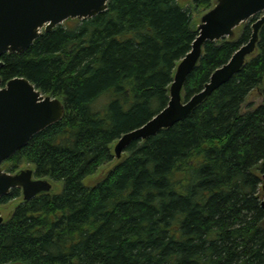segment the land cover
<instances>
[{"label":"trees","instance_id":"16d2710c","mask_svg":"<svg viewBox=\"0 0 264 264\" xmlns=\"http://www.w3.org/2000/svg\"><path fill=\"white\" fill-rule=\"evenodd\" d=\"M215 1L109 0L96 16L69 18L1 56L4 82L28 78L65 113L4 162L11 172L30 163L61 187L0 198L19 199L0 223V264H264V25L229 81L121 158L114 152L123 133L168 104L199 33L194 13ZM255 20L204 44L185 100L248 42Z\"/></svg>","mask_w":264,"mask_h":264},{"label":"water","instance_id":"95a60500","mask_svg":"<svg viewBox=\"0 0 264 264\" xmlns=\"http://www.w3.org/2000/svg\"><path fill=\"white\" fill-rule=\"evenodd\" d=\"M108 1L0 0V57L6 52H24L43 30L50 31L68 18L96 16L107 10ZM260 11H264V0H216L215 5L201 16L199 34L192 49L176 67L169 103L145 123L119 137L114 144L117 157H121L134 140H145L184 119L215 89L241 70L248 56L256 50L264 14L254 22L250 40L212 73L205 88L190 99H184V83L198 64L204 44L225 36L233 37L237 26ZM2 64L0 60V66ZM64 113L65 104L59 97L43 93L28 78L14 77L4 82L0 75V198L14 187L22 188L25 200L55 190L49 178L34 177L33 167L26 166L12 173L4 170L2 163L25 146L36 133L59 121ZM262 205L264 207V193ZM3 221L0 210V223Z\"/></svg>","mask_w":264,"mask_h":264},{"label":"rangeland","instance_id":"374dc122","mask_svg":"<svg viewBox=\"0 0 264 264\" xmlns=\"http://www.w3.org/2000/svg\"><path fill=\"white\" fill-rule=\"evenodd\" d=\"M184 0H182V2H183ZM189 1V0H188ZM192 1V0H191ZM201 14L202 13H199V12H195L194 13V18L196 19V21H199V18H200V16H201ZM259 15L260 14H258L256 17H259ZM251 19H249L248 21H250ZM261 100V97L260 96H257V95H250V97L248 98V101H249V103H252L253 105H256V104H259L260 101ZM27 163L25 162V163H23L21 166H24V165H26ZM61 187V185L59 184V188ZM58 188V185H57V187H56V190H58L59 189ZM15 203L16 202H13L12 203V206L13 205H15ZM7 205H3V207H6ZM3 210H2V213H3V216H4V218L6 219L8 216H9V213L7 212V210H5L4 208H2Z\"/></svg>","mask_w":264,"mask_h":264}]
</instances>
